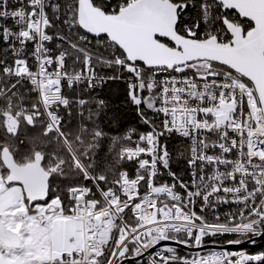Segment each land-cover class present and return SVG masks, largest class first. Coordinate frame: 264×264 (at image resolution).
I'll use <instances>...</instances> for the list:
<instances>
[{"label": "snow or ice", "instance_id": "1", "mask_svg": "<svg viewBox=\"0 0 264 264\" xmlns=\"http://www.w3.org/2000/svg\"><path fill=\"white\" fill-rule=\"evenodd\" d=\"M261 239L264 0H0V264H264Z\"/></svg>", "mask_w": 264, "mask_h": 264}, {"label": "trees", "instance_id": "2", "mask_svg": "<svg viewBox=\"0 0 264 264\" xmlns=\"http://www.w3.org/2000/svg\"><path fill=\"white\" fill-rule=\"evenodd\" d=\"M112 91L109 92L108 88H105V94L111 97L114 105H121L123 100V84L113 83L111 84ZM119 111L122 114V123L125 128L135 126L134 113H132L127 107L121 106Z\"/></svg>", "mask_w": 264, "mask_h": 264}, {"label": "built area", "instance_id": "3", "mask_svg": "<svg viewBox=\"0 0 264 264\" xmlns=\"http://www.w3.org/2000/svg\"><path fill=\"white\" fill-rule=\"evenodd\" d=\"M251 246H252L251 248H247L249 252H256L259 250H264V239H261L256 245H251Z\"/></svg>", "mask_w": 264, "mask_h": 264}, {"label": "water", "instance_id": "4", "mask_svg": "<svg viewBox=\"0 0 264 264\" xmlns=\"http://www.w3.org/2000/svg\"><path fill=\"white\" fill-rule=\"evenodd\" d=\"M244 247H246V248H251L252 246H251V245H245Z\"/></svg>", "mask_w": 264, "mask_h": 264}]
</instances>
